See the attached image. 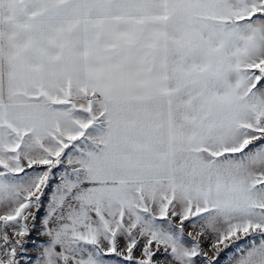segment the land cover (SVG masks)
I'll list each match as a JSON object with an SVG mask.
<instances>
[{"label":"snow or ice","instance_id":"snow-or-ice-1","mask_svg":"<svg viewBox=\"0 0 264 264\" xmlns=\"http://www.w3.org/2000/svg\"><path fill=\"white\" fill-rule=\"evenodd\" d=\"M0 264H264V0H0Z\"/></svg>","mask_w":264,"mask_h":264}]
</instances>
